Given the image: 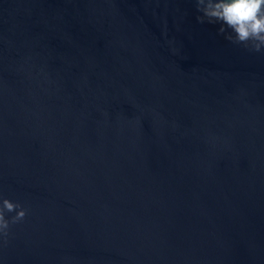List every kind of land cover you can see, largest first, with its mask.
<instances>
[{"label":"water","instance_id":"water-1","mask_svg":"<svg viewBox=\"0 0 264 264\" xmlns=\"http://www.w3.org/2000/svg\"><path fill=\"white\" fill-rule=\"evenodd\" d=\"M198 15L0 0V264H264V53Z\"/></svg>","mask_w":264,"mask_h":264},{"label":"clouds","instance_id":"clouds-1","mask_svg":"<svg viewBox=\"0 0 264 264\" xmlns=\"http://www.w3.org/2000/svg\"><path fill=\"white\" fill-rule=\"evenodd\" d=\"M200 24H219L218 34L246 50L264 53V0H194ZM15 212L11 219L7 214ZM27 210L18 203L0 199V236L7 237L11 225L21 222Z\"/></svg>","mask_w":264,"mask_h":264}]
</instances>
